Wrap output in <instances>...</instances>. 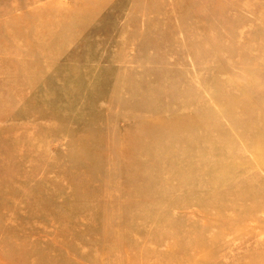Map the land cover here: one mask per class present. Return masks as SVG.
Segmentation results:
<instances>
[{
	"label": "rangeland",
	"instance_id": "obj_1",
	"mask_svg": "<svg viewBox=\"0 0 264 264\" xmlns=\"http://www.w3.org/2000/svg\"><path fill=\"white\" fill-rule=\"evenodd\" d=\"M0 264H264V0H0Z\"/></svg>",
	"mask_w": 264,
	"mask_h": 264
}]
</instances>
